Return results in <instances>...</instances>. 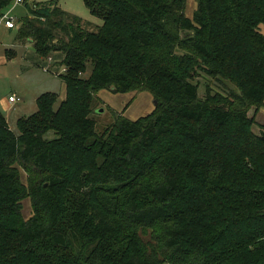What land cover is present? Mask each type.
Masks as SVG:
<instances>
[{
  "label": "trees",
  "instance_id": "1",
  "mask_svg": "<svg viewBox=\"0 0 264 264\" xmlns=\"http://www.w3.org/2000/svg\"><path fill=\"white\" fill-rule=\"evenodd\" d=\"M58 1L26 0L16 21L40 56L64 54L66 96L41 93L15 126L0 109V264H264V125L249 114L264 0H197L192 17L187 0H84L97 30ZM106 88L156 107L97 131Z\"/></svg>",
  "mask_w": 264,
  "mask_h": 264
},
{
  "label": "rangeland",
  "instance_id": "2",
  "mask_svg": "<svg viewBox=\"0 0 264 264\" xmlns=\"http://www.w3.org/2000/svg\"><path fill=\"white\" fill-rule=\"evenodd\" d=\"M58 5L63 10L80 16L82 18V25L87 30H97L104 23L102 18L90 12L84 0H59ZM197 5V0H187L185 13L192 17ZM13 11L12 13L13 15H17V19H20L23 15L25 16V12H27L26 15H30L29 11L24 10L22 6H18V8L14 12ZM18 29H13L12 32L7 35V42L9 44L0 41V48H14L18 52L16 58H7V65H0V109H2L4 114L9 118L11 126H15V121L18 117L26 116L37 111L38 105L35 97L41 93L45 91L57 92L59 94V100L55 107H57L60 101L66 96V85L60 76V74L64 72V66L61 63L64 54L61 51H55L50 53L46 58L40 56L36 52L31 39L23 41L24 43L19 42L18 39L15 42ZM259 31L264 34V24L259 25ZM39 59L44 63L40 64L38 62ZM89 65L90 68L85 73V76H88L92 70L91 64ZM200 81L204 83L202 77ZM215 81L216 83H220V80L215 79ZM59 82H62L63 86L60 85ZM222 82L232 85L231 82L226 80ZM203 83H201L200 94L204 92ZM212 86L214 89H217L215 84ZM12 93L22 96V100L12 107V109L6 110L4 108L5 99H8L9 95ZM155 107V98L148 90L134 89L126 93H116L106 88L96 92L94 110L90 114V117L96 121V130L103 131L106 127L113 124L119 115L137 119L150 114ZM249 114H255L256 122H258L259 125L254 124L253 130L259 133L261 124L264 125V104L256 110L255 107L252 106ZM21 174L23 181L27 183L30 176L23 169H21ZM22 211L26 219L33 214L30 198L23 200ZM144 239L151 240L150 234L145 235Z\"/></svg>",
  "mask_w": 264,
  "mask_h": 264
},
{
  "label": "crops",
  "instance_id": "3",
  "mask_svg": "<svg viewBox=\"0 0 264 264\" xmlns=\"http://www.w3.org/2000/svg\"><path fill=\"white\" fill-rule=\"evenodd\" d=\"M18 6H22L23 7V9L24 10H26V11H29V8H28V6H27V4L26 3H24V4H20V5H16V6H14L13 8H12V11L14 10H16L17 8H18ZM10 8V7H9ZM8 8V9H9ZM11 11V12H12ZM13 11V12H14ZM26 14H27V12H25ZM29 13H30V11H29ZM13 14V13H12ZM25 14V16H27ZM31 14V13H30ZM15 16V18H16V16L17 15H14ZM24 16V15H23ZM18 19L16 18V21H17ZM16 24H17V26H16V28H12V29H10V28H7V27H5V26H1L0 27V35H1V38H0V41L2 42V43H4L5 42V44H9L8 42H7V35L10 33V32H12V30L13 29H18V26H19V23H17L16 22ZM17 41V37H16V40H15V42ZM19 41V40H18ZM19 42H22V43H24L23 41H19ZM13 43V42H12ZM26 44V43H25ZM3 49H4V52H3ZM17 55H18V52L14 49V48H9V47H1L0 48V65L1 64H8V61H7V58H16L17 57ZM38 62L40 63V64H42V63H44L42 60H38ZM59 84L60 85H62L63 86V83L62 82H59ZM12 94H16V93H12ZM12 94H10V95H12ZM9 95V96H10ZM18 97H19V100L18 101H15V102H11V101H9V97H8V99H5V109L7 110V109H12V107H14L19 101H21L22 100V96H20V95H18V94H16ZM39 96V95H38ZM37 96V97H38ZM37 97H35V99H37ZM3 111V110H2ZM6 117H7V115H6ZM19 118V117H18ZM17 118V119H18ZM16 119V120H17ZM7 120H8V122H9V124H10V120H9V118L7 117ZM16 122V121H15ZM11 125V124H10Z\"/></svg>",
  "mask_w": 264,
  "mask_h": 264
},
{
  "label": "built area",
  "instance_id": "4",
  "mask_svg": "<svg viewBox=\"0 0 264 264\" xmlns=\"http://www.w3.org/2000/svg\"><path fill=\"white\" fill-rule=\"evenodd\" d=\"M33 1V0H29ZM26 0H12V4L9 9H7L5 12L0 14V27L5 26L7 28H15L17 26L16 24V18L12 14V8L19 4H24ZM19 97L16 94H12L9 96V101L15 102L18 101Z\"/></svg>",
  "mask_w": 264,
  "mask_h": 264
},
{
  "label": "water",
  "instance_id": "5",
  "mask_svg": "<svg viewBox=\"0 0 264 264\" xmlns=\"http://www.w3.org/2000/svg\"><path fill=\"white\" fill-rule=\"evenodd\" d=\"M155 103H156V100H155Z\"/></svg>",
  "mask_w": 264,
  "mask_h": 264
}]
</instances>
